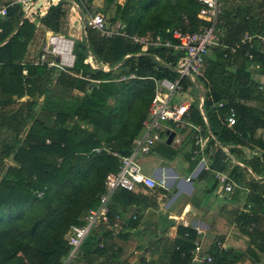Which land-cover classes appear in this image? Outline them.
I'll use <instances>...</instances> for the list:
<instances>
[{
	"label": "trees",
	"instance_id": "obj_1",
	"mask_svg": "<svg viewBox=\"0 0 264 264\" xmlns=\"http://www.w3.org/2000/svg\"><path fill=\"white\" fill-rule=\"evenodd\" d=\"M240 1L245 6H238L239 0H225L220 45L211 51L200 80L215 102H225L235 111L236 123L227 128L218 119V115L224 119L226 111L215 113L209 101L205 104L217 142L245 165L232 163L227 174L238 186L230 200L236 203L244 197L242 206L249 207L247 214L235 218L237 228L264 254V87L253 71L258 66L264 77V50L257 41L240 45L246 34L264 33V0ZM69 7L68 1L51 5L41 24L60 32ZM198 9L196 0H125L117 5L113 20L125 25L129 35L160 34L167 39L168 30L191 33L205 24L197 19ZM23 16L21 6L13 5L0 20V264H63L69 251L66 234L71 226L82 224L88 209L97 207L105 176L118 170V160L106 151L130 153L154 95L149 78L174 76L167 66L176 59L165 48L139 55L138 46L90 30L86 39L73 44V67L55 73L44 64L24 63L37 28ZM89 56L94 65H106L108 70L85 63ZM132 74L136 78H129ZM52 92L75 95L78 106L73 113L66 109L56 113L38 104V98ZM23 97L27 100L19 103ZM194 116L201 124L197 111ZM26 125V136L20 138ZM240 148L254 157L243 159ZM218 152L213 162L222 171L224 161L218 167ZM179 233L171 261L188 264L198 237L190 229L180 228ZM93 234L82 244L87 253ZM212 258L205 264H230L238 257L216 251Z\"/></svg>",
	"mask_w": 264,
	"mask_h": 264
},
{
	"label": "crops",
	"instance_id": "obj_2",
	"mask_svg": "<svg viewBox=\"0 0 264 264\" xmlns=\"http://www.w3.org/2000/svg\"><path fill=\"white\" fill-rule=\"evenodd\" d=\"M11 1L0 0V5L13 6ZM40 1L27 0L28 7L34 9V13L31 15L32 19L29 21L35 23L37 29L28 45L24 63H32L33 65L40 64L41 60L47 61V63L53 61V56L41 49L46 47L48 37H62L73 41V44L82 41L87 38L88 31L92 30L86 24L90 9L94 14L106 15L108 19L113 20L117 5L125 3V0H114L111 4H107L106 0H92L89 4L87 3L88 0H77L78 9H72L70 5L65 18H63L60 32H54L44 27L40 22V19L47 14L48 10L44 15H38V11L50 4V0L36 9V5ZM57 4H50V6ZM14 5L21 6L20 4ZM21 8L25 16V11L22 6ZM74 59L73 56V64ZM85 63L94 64L93 57L89 56ZM47 69H54L55 73L61 71V69L55 67H47ZM253 71L258 83L264 87L262 83L264 77L259 75L258 69ZM71 97L75 98V95ZM24 99L27 100V97ZM68 100L67 96L52 92L47 97L42 95L38 98V104L40 103L43 108L58 113L62 110L53 108H61L64 106L62 103ZM14 106L16 108L18 105ZM77 106L78 101L76 100L75 109ZM196 119L193 114L190 118L191 123L199 124ZM28 129L29 125H26L19 137H25ZM208 129L210 130L209 123ZM165 134L168 138L170 133ZM173 134L174 138L170 145L166 144L167 138H165L163 144H158L150 155L143 157V160L148 157H160V166L151 175L147 176H152L160 181L164 174L167 175L169 179L166 186L159 187L151 192L138 185L134 192H129L128 196H126L127 192L117 191L110 202V212L113 214L110 224L93 231V242L90 250L87 253L81 246L77 258H79L81 251L82 254H87L85 259L82 260L84 264H173L171 260L174 244L177 240H180L179 229L183 228L196 233L198 237L196 241L201 243L204 254L212 257V254L216 251H229L231 254L235 253L238 257L230 264H264V254L259 252L258 247L248 243V238L241 233L236 225L235 218L241 214H247L249 211H240L243 207L244 197H240L239 202L233 203L230 197L236 189L229 195L222 194L211 172L203 171L199 163L193 166L196 160H192L194 144L193 132L190 129L177 130ZM218 150L220 151L218 152ZM245 150L247 149L240 148L241 153H244ZM225 151L232 157L229 148L221 146L215 138V141L212 140L209 147L205 149L204 157L210 160V166L213 170L221 171L216 169L217 165L215 167L216 163L213 162L217 158L218 152V167L221 168L224 161L222 171L228 174L232 163L228 164L229 159L228 157L225 158L224 154H227ZM237 152L239 151L237 150ZM160 154H163V156H160ZM167 154L175 156L172 163L165 160ZM8 164L9 162L6 163V167ZM181 176H184V178H180ZM246 176L252 179L251 175L246 174ZM188 178L190 180L187 182ZM192 194L201 199V204L197 209L189 203ZM114 216L120 217L118 228H114L112 225ZM97 250L101 252L99 253Z\"/></svg>",
	"mask_w": 264,
	"mask_h": 264
},
{
	"label": "built area",
	"instance_id": "obj_3",
	"mask_svg": "<svg viewBox=\"0 0 264 264\" xmlns=\"http://www.w3.org/2000/svg\"><path fill=\"white\" fill-rule=\"evenodd\" d=\"M66 1L70 3L72 9H78L77 0ZM58 2L59 0H50V4H57ZM196 3L199 6L196 14L197 19L205 24L200 25L197 30L191 33L183 32L180 29L168 30L170 38L167 39H164L160 34L129 35L125 25L120 21L108 24L104 16L99 13L87 17V26L96 31L100 37L121 38L132 45L138 46L141 52L139 55L148 54L152 49L165 48L170 51L176 62L174 65L169 64L167 66L174 74L171 78H149L154 83V95L147 115L142 122L141 133L131 143L130 153L120 155L117 152L106 151L118 160V170L105 176L97 207L88 209L82 218V224L71 226L66 234L65 240L69 251L63 264H69L76 260L82 244L95 229L110 224V202L117 191L134 192L136 186L141 185L148 191L154 192L157 188L166 186L169 179L167 175L164 174L161 180L157 181L154 177L142 173L139 162L140 158L150 155L155 147L167 138L165 133H175V131L185 128L190 129L193 132L194 144L192 160L198 159L202 170L213 174L222 194L229 195L236 189L237 186L228 175L223 171L213 170L209 160L204 157L205 149L209 147V143L212 140L215 141L214 136L208 129L206 102H210V108L215 113L220 110L226 111L224 119H221L219 115L218 119L228 128L233 127L236 123L235 111L233 108H227L225 102H215L209 94V89H206L203 84L204 94H200L201 87L197 84V80H200L203 75L205 62L210 57L211 51L220 45L221 29L219 25L225 9V0H196ZM14 4H20L23 7L25 11L24 19H32L31 15L34 13V9L28 7L27 0H12L11 5ZM50 4L41 8L38 15H44ZM7 9L8 6L0 5V20L7 16ZM253 41H257L264 50V33L246 34L240 45H248ZM72 47L73 41L71 40L56 36L48 37L44 51L54 58L53 61L47 63L48 68L55 67L61 70L71 68L73 66ZM238 47L239 45L231 48L230 52L234 53ZM129 57L130 55L125 56V58ZM155 60L161 62L156 57ZM248 60H252L251 55H248ZM40 62L43 64L42 61ZM91 65L95 68H101L102 71L108 70L106 65ZM257 68L258 66H255V69ZM129 78L134 79L136 77L132 74ZM122 80H125V78H122ZM195 111L202 119L201 124H193L190 121ZM96 152H100V150ZM227 156L229 159L228 164L234 163L239 167H243L228 153ZM189 180L190 178L187 179V182ZM248 208V206L246 208L241 207L240 211L246 212ZM119 221L120 217L114 216V223L112 224L114 228H118ZM252 228L253 226L250 227V229ZM193 245L194 248L190 252V262L188 264H205L213 261L211 256L204 254L199 241H195Z\"/></svg>",
	"mask_w": 264,
	"mask_h": 264
},
{
	"label": "rangeland",
	"instance_id": "obj_4",
	"mask_svg": "<svg viewBox=\"0 0 264 264\" xmlns=\"http://www.w3.org/2000/svg\"><path fill=\"white\" fill-rule=\"evenodd\" d=\"M241 3V1L239 0V5L238 6H245L244 4H240ZM241 8H243V7H241ZM241 8H239V9H241ZM94 14V12L90 9V11H89V15L88 16H91V15H93ZM104 16V15H103ZM104 18H105V20H106V22L108 23V24H111V23H113L112 22V20L111 19H108V16H104ZM46 44V43H45ZM44 48L45 47H42L41 49H43L44 50ZM34 60H35V58H34ZM42 62H43V64H45L46 66H47V61H44V60H41ZM49 62V61H48ZM40 63V65H43V64H41V62H39ZM48 67V66H47ZM70 68V67H69ZM68 68V69H69ZM65 69H67V68H65ZM24 75L26 74V71L25 70H23V72H22ZM263 81V80H262ZM263 83V85H264V82H262ZM197 84L201 87V90H200V94H204V86L202 85L203 83L201 82V80H197ZM194 91V90H193ZM193 94H195L196 95V93H194L193 92ZM197 95H198V92H197ZM194 96V95H193ZM25 97H23L22 99H20L18 102H20V101H24L25 99H24ZM69 98V100L68 101H66V102H64V103H62V105H64V106H62L61 108H56V107H54L53 109H61V110H64V109H66V110H68V111H70V113H72L73 111H74V109H75V106H76V99L75 98H73V97H68ZM110 105L111 106H114V101L113 100H110ZM164 142L162 141L161 143H159V144H163ZM166 147H168V146H166ZM171 147V146H170ZM172 148H173V146H172ZM175 154V153H174ZM243 154V159H252L253 157H254V154H251V152L250 151H247V150H245L244 151V153H242ZM168 156L167 157H165V160L167 161V162H169V163H172V161H173V159H175V156L174 155H171V154H167ZM171 155V156H170ZM176 155V154H175ZM160 156H163V154H160ZM159 156H156V157H154V158H146L145 160H143V158H140L139 159V162H140V166H141V169H142V173L143 174H145V175H151L153 172H154V170L156 169V168H158L159 166H160V162H159ZM244 165V164H243ZM245 166V165H244ZM173 170L175 171V168L173 167ZM176 172V171H175ZM180 178H184V176H181ZM92 244L90 243V246H91ZM91 254V253H90ZM87 254H85V253H83L82 254V252L80 251V255H79V258L75 261H72V263L71 264H84V261H82V260H84L85 259V256H86Z\"/></svg>",
	"mask_w": 264,
	"mask_h": 264
},
{
	"label": "water",
	"instance_id": "obj_5",
	"mask_svg": "<svg viewBox=\"0 0 264 264\" xmlns=\"http://www.w3.org/2000/svg\"><path fill=\"white\" fill-rule=\"evenodd\" d=\"M48 3V0H41L37 5H36V9H38L39 7H42L44 4ZM174 138V134L170 133L167 140H166V144L170 145L172 143V140ZM189 203L193 208H199L200 204H201V199L195 195L192 194L190 195V199H189Z\"/></svg>",
	"mask_w": 264,
	"mask_h": 264
},
{
	"label": "bare ground",
	"instance_id": "obj_6",
	"mask_svg": "<svg viewBox=\"0 0 264 264\" xmlns=\"http://www.w3.org/2000/svg\"><path fill=\"white\" fill-rule=\"evenodd\" d=\"M69 60L71 59V58H68Z\"/></svg>",
	"mask_w": 264,
	"mask_h": 264
}]
</instances>
